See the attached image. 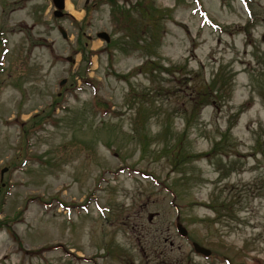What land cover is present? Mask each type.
<instances>
[{"label":"rangeland","instance_id":"374dc122","mask_svg":"<svg viewBox=\"0 0 264 264\" xmlns=\"http://www.w3.org/2000/svg\"><path fill=\"white\" fill-rule=\"evenodd\" d=\"M240 1L0 0V264H264V0Z\"/></svg>","mask_w":264,"mask_h":264},{"label":"water","instance_id":"95a60500","mask_svg":"<svg viewBox=\"0 0 264 264\" xmlns=\"http://www.w3.org/2000/svg\"><path fill=\"white\" fill-rule=\"evenodd\" d=\"M54 4L59 8L61 9L63 7V0H53ZM56 15H59L60 12H55ZM98 36H101L103 37L105 40H108V35L105 33V32H100L98 33ZM177 228L179 230V232L182 234V235H185L186 234V230L178 223L177 224ZM194 248L196 251L198 252H202L203 254L205 255H208L210 253V251L204 247H201L199 246L197 243H194Z\"/></svg>","mask_w":264,"mask_h":264}]
</instances>
